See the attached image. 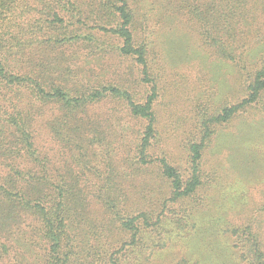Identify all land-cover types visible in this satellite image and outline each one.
Returning <instances> with one entry per match:
<instances>
[{
    "label": "trees",
    "instance_id": "obj_1",
    "mask_svg": "<svg viewBox=\"0 0 264 264\" xmlns=\"http://www.w3.org/2000/svg\"><path fill=\"white\" fill-rule=\"evenodd\" d=\"M150 1L0 0V264H15L14 259L17 264L29 261L31 264H105L107 250L101 241L104 234L97 228L110 232L107 238H112L114 229L132 233L129 246L136 247L145 242L144 234L149 237L153 226L162 235L167 233L164 230L171 224L166 214L168 207L178 215L190 206L188 214L192 215L198 196L208 184L203 181L202 162L214 135L216 140H224L230 134L222 129L253 109L264 114L263 55L250 64L253 68L249 67L246 97L235 104L228 101L215 104L214 111L204 114L201 136L189 148V177L185 179L166 159L158 160L171 196L154 222L150 212H140L137 216L130 212L111 213L118 199L105 201V206L99 202L102 194L99 192L97 196L87 190L84 170L78 176L68 161L62 166L54 165L52 157L43 154L40 135L34 130L43 113L38 104L53 111L51 119H46L52 140L84 169L96 165L100 157L93 150L91 134L95 124L88 122L89 108L109 96L125 100L132 116L148 121L139 155L142 164H149L148 152L157 126L156 94L145 103H138L120 87L93 85L91 76L84 72V64L79 65L80 55H67L65 51L75 44L87 48L94 44L93 47L108 54L97 34L113 37L122 43L117 47L118 53L142 66L144 81L151 83L148 48L136 44L133 32L138 4L146 8ZM174 2L179 12L198 25L200 36L214 51L219 68L249 62L250 51L246 54L240 51L245 48V41H250L249 35L256 24L257 29L259 24L264 26L263 21H258V15L261 18L258 6L263 0ZM111 184L117 186L115 170L105 186ZM93 199L103 209L106 207L108 222L98 221L93 214ZM236 233L249 257L248 263L264 264L260 234L251 226L239 227ZM89 235L100 244L89 249L91 254L87 255L82 244L89 241ZM116 255L118 252L109 256L112 264H120Z\"/></svg>",
    "mask_w": 264,
    "mask_h": 264
},
{
    "label": "rangeland",
    "instance_id": "obj_2",
    "mask_svg": "<svg viewBox=\"0 0 264 264\" xmlns=\"http://www.w3.org/2000/svg\"><path fill=\"white\" fill-rule=\"evenodd\" d=\"M176 7L174 0H151L148 7L138 4L136 8L133 32L136 44L148 48L151 83L144 81L142 66L118 53L117 47L122 43L113 37L97 34L108 54L93 47L94 44H90L93 48L75 44L65 51L67 55H80L78 63L84 64V72L91 76L93 85L120 87L138 103H145L156 94L157 126L148 152L149 164H142L139 155L148 121L132 116L127 102L121 98L109 96L89 108L88 122L95 124L91 134L93 150L100 156L96 165L81 169L52 140L46 121L53 115L49 107L43 109L38 104L43 113L34 129L40 135L43 154L48 153L54 165L62 166L68 161L77 175L84 170L87 190L97 196L100 192L99 202L104 206L105 201L118 199L111 213L130 212L137 216L150 212L153 222L171 196L158 160L166 159L187 179L190 144L201 136L204 114L214 111L215 104L241 102L246 97L249 67L253 68L250 64L264 55V26L259 24L257 29L256 24L250 41L246 40L240 51L244 54L250 51L249 62L219 68L214 51L200 36L198 25ZM258 10L261 15L258 21L264 22V0ZM222 130L230 135L224 140H216L214 135L208 145L202 162L203 181L208 184L198 196L192 215L188 214L190 206L178 215L169 206L166 214L171 224L164 230L167 233L162 235L153 226L149 237L144 234L145 242L139 247L129 246L132 233L114 229L112 238H107L110 232L97 228L104 234L101 241L107 250L105 264H112L109 256L116 252L120 264H249L236 232L239 227L251 226L264 244V114L253 109ZM114 170L117 186H105ZM105 208L92 200L91 210L98 221H109ZM99 212L101 215L97 216ZM85 230L89 232V228ZM88 239L82 244L87 255L91 254L89 249L100 244L93 235ZM12 262L18 263L15 259Z\"/></svg>",
    "mask_w": 264,
    "mask_h": 264
}]
</instances>
